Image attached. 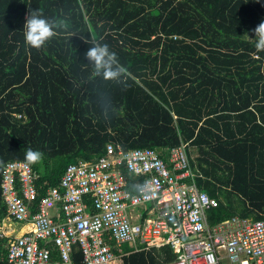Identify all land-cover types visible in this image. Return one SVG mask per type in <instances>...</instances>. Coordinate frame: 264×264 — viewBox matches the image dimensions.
<instances>
[{
    "label": "trees",
    "instance_id": "1",
    "mask_svg": "<svg viewBox=\"0 0 264 264\" xmlns=\"http://www.w3.org/2000/svg\"><path fill=\"white\" fill-rule=\"evenodd\" d=\"M29 11L65 26L30 46ZM262 19L264 0H0V183L28 148L42 154L28 161L39 200L68 164L93 162L109 143L164 154L186 144L197 185L218 199L209 224L264 220V49L253 31ZM85 38L106 43L125 71L96 74ZM6 216L0 188V226ZM7 241L0 264H11ZM175 257L164 244L121 264ZM72 258L82 264L78 245Z\"/></svg>",
    "mask_w": 264,
    "mask_h": 264
},
{
    "label": "built area",
    "instance_id": "2",
    "mask_svg": "<svg viewBox=\"0 0 264 264\" xmlns=\"http://www.w3.org/2000/svg\"><path fill=\"white\" fill-rule=\"evenodd\" d=\"M196 175L186 144L164 154L109 143L93 162L68 164L59 184L37 200L32 165L7 161L0 183L4 221L31 223L14 234L3 221L8 260L77 264L72 252L78 245L82 264H121L130 251L169 244L176 257L166 264H264V220L233 216L209 224L208 210L218 199L199 188Z\"/></svg>",
    "mask_w": 264,
    "mask_h": 264
},
{
    "label": "clouds",
    "instance_id": "3",
    "mask_svg": "<svg viewBox=\"0 0 264 264\" xmlns=\"http://www.w3.org/2000/svg\"><path fill=\"white\" fill-rule=\"evenodd\" d=\"M64 26L63 20H52L36 11H29L23 24L25 42L30 46L38 47L54 34L55 28ZM253 31L255 46L258 49H264V19L256 25ZM85 39L90 46L84 55L92 64L96 74L102 75L105 79H114L125 71V66L117 60L116 53L111 51L106 43H89L88 38ZM41 155L39 150L32 148L25 151V158L28 161L35 162L41 158Z\"/></svg>",
    "mask_w": 264,
    "mask_h": 264
},
{
    "label": "crops",
    "instance_id": "4",
    "mask_svg": "<svg viewBox=\"0 0 264 264\" xmlns=\"http://www.w3.org/2000/svg\"><path fill=\"white\" fill-rule=\"evenodd\" d=\"M52 214L56 215L58 213V210L56 208L52 209ZM29 224L31 223H18V222H13L9 218H7L4 221V228L6 232L8 233H14V234H21L27 229L30 228Z\"/></svg>",
    "mask_w": 264,
    "mask_h": 264
},
{
    "label": "bare ground",
    "instance_id": "5",
    "mask_svg": "<svg viewBox=\"0 0 264 264\" xmlns=\"http://www.w3.org/2000/svg\"><path fill=\"white\" fill-rule=\"evenodd\" d=\"M230 103V102H229ZM31 224H29V226H30Z\"/></svg>",
    "mask_w": 264,
    "mask_h": 264
},
{
    "label": "rangeland",
    "instance_id": "6",
    "mask_svg": "<svg viewBox=\"0 0 264 264\" xmlns=\"http://www.w3.org/2000/svg\"><path fill=\"white\" fill-rule=\"evenodd\" d=\"M129 249H132L131 247Z\"/></svg>",
    "mask_w": 264,
    "mask_h": 264
},
{
    "label": "water",
    "instance_id": "7",
    "mask_svg": "<svg viewBox=\"0 0 264 264\" xmlns=\"http://www.w3.org/2000/svg\"><path fill=\"white\" fill-rule=\"evenodd\" d=\"M161 150V148H159Z\"/></svg>",
    "mask_w": 264,
    "mask_h": 264
}]
</instances>
